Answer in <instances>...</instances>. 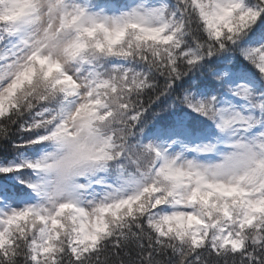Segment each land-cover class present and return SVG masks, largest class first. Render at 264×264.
Returning a JSON list of instances; mask_svg holds the SVG:
<instances>
[{"label":"snow or ice","instance_id":"obj_1","mask_svg":"<svg viewBox=\"0 0 264 264\" xmlns=\"http://www.w3.org/2000/svg\"><path fill=\"white\" fill-rule=\"evenodd\" d=\"M0 264H264V0H0Z\"/></svg>","mask_w":264,"mask_h":264},{"label":"trees","instance_id":"obj_2","mask_svg":"<svg viewBox=\"0 0 264 264\" xmlns=\"http://www.w3.org/2000/svg\"><path fill=\"white\" fill-rule=\"evenodd\" d=\"M0 183L8 184V185H9V187H11V185H12V181H11V180H8V179H6V178H5V177H3V176H0Z\"/></svg>","mask_w":264,"mask_h":264}]
</instances>
